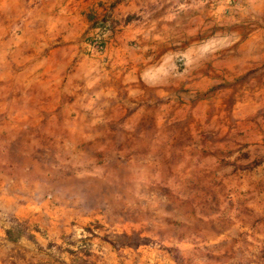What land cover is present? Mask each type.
<instances>
[{"label": "rangeland", "instance_id": "obj_1", "mask_svg": "<svg viewBox=\"0 0 264 264\" xmlns=\"http://www.w3.org/2000/svg\"><path fill=\"white\" fill-rule=\"evenodd\" d=\"M55 1L0 0V264H264L248 0H98L103 58Z\"/></svg>", "mask_w": 264, "mask_h": 264}, {"label": "crops", "instance_id": "obj_2", "mask_svg": "<svg viewBox=\"0 0 264 264\" xmlns=\"http://www.w3.org/2000/svg\"><path fill=\"white\" fill-rule=\"evenodd\" d=\"M98 0H56L51 8L56 9L57 13L55 17H59V14L62 15L61 18L66 20L65 26L69 29V34L67 35L69 39V47H73L78 51L81 48L90 50L88 43L85 44L77 43L78 37L84 33L87 28L93 26V21L87 17L85 9L89 4L95 3L98 5ZM247 11V17L241 16L240 20L242 26H247L246 29H243L242 32L246 33L245 36L241 39L242 46H245V50L241 51L240 60H242L241 65H248V68H259V71L264 73V0H248V6L245 7ZM92 22V23H91ZM130 27V26H128ZM74 32V36L72 34ZM123 32L116 30L111 32V35L108 37V41L101 55H96L95 57H105L112 53L114 49L122 48L121 35ZM51 40V39H50ZM49 41V40H48ZM41 42L40 49L46 50L50 44ZM81 46V48L79 47ZM83 46V47H82ZM50 53L53 54V48H49ZM83 50V49H82ZM43 51L40 55H43ZM82 59H86L87 55L83 52L80 53ZM45 57V56H43Z\"/></svg>", "mask_w": 264, "mask_h": 264}, {"label": "built area", "instance_id": "obj_3", "mask_svg": "<svg viewBox=\"0 0 264 264\" xmlns=\"http://www.w3.org/2000/svg\"><path fill=\"white\" fill-rule=\"evenodd\" d=\"M90 49L95 50L97 52H101L103 50L104 43L101 40H89L87 41Z\"/></svg>", "mask_w": 264, "mask_h": 264}]
</instances>
